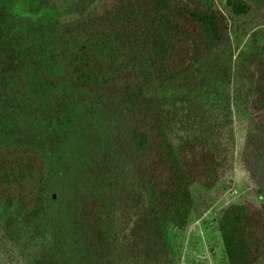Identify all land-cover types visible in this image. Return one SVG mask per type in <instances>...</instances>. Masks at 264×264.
<instances>
[{"label": "trees", "instance_id": "obj_1", "mask_svg": "<svg viewBox=\"0 0 264 264\" xmlns=\"http://www.w3.org/2000/svg\"><path fill=\"white\" fill-rule=\"evenodd\" d=\"M46 32L0 31V250L20 264H60L52 245L47 154L93 99L114 115L115 140L141 158L142 190L80 192L89 261L103 263L121 208L144 194L162 225L185 228L192 186L212 188L225 173L210 134L179 142L171 127L174 90L213 96L230 81L247 113L248 141L264 143V34L236 50L233 35L264 26V0H64ZM218 228L229 264H264V205L232 203Z\"/></svg>", "mask_w": 264, "mask_h": 264}, {"label": "rangeland", "instance_id": "obj_2", "mask_svg": "<svg viewBox=\"0 0 264 264\" xmlns=\"http://www.w3.org/2000/svg\"><path fill=\"white\" fill-rule=\"evenodd\" d=\"M64 0H0V31L46 32L48 20L64 8ZM260 24H249L233 35L236 50L245 47ZM178 111L171 127L175 139L184 142L210 134L223 153L225 173L212 188L192 186L195 207L185 228L164 227L159 211L144 197L135 208L118 214L120 233L101 264H229L218 228L222 211L232 203L252 201L264 205V143L247 139L249 117L235 102L230 81L217 94L170 90L161 97ZM116 120L101 101L93 99L65 140L47 154L51 187L48 209L52 245L60 264H98L89 261L82 218L77 207L80 192L91 187L142 190L138 170L141 158L133 149L120 148L113 130ZM2 241V240H0ZM0 264H20L4 259Z\"/></svg>", "mask_w": 264, "mask_h": 264}]
</instances>
